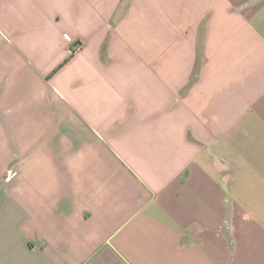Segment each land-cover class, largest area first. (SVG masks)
<instances>
[{
	"label": "crops",
	"instance_id": "0c3cea01",
	"mask_svg": "<svg viewBox=\"0 0 264 264\" xmlns=\"http://www.w3.org/2000/svg\"><path fill=\"white\" fill-rule=\"evenodd\" d=\"M0 264H264V0H0Z\"/></svg>",
	"mask_w": 264,
	"mask_h": 264
}]
</instances>
